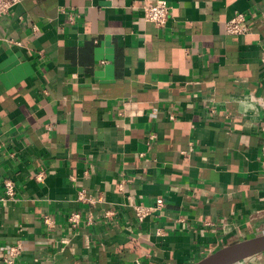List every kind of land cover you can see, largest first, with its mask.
<instances>
[{"label": "crops", "instance_id": "1", "mask_svg": "<svg viewBox=\"0 0 264 264\" xmlns=\"http://www.w3.org/2000/svg\"><path fill=\"white\" fill-rule=\"evenodd\" d=\"M157 1L0 17V264H197L264 236V0H163L162 27Z\"/></svg>", "mask_w": 264, "mask_h": 264}, {"label": "built area", "instance_id": "2", "mask_svg": "<svg viewBox=\"0 0 264 264\" xmlns=\"http://www.w3.org/2000/svg\"><path fill=\"white\" fill-rule=\"evenodd\" d=\"M19 0H0V17L8 13L12 7ZM144 17L146 21L155 23L157 26H164L168 20L171 7L166 3V1L158 0L155 3L144 5ZM226 29L230 34L242 35L250 31V25L248 22L247 15L243 12L236 13L233 17L226 21ZM264 151V149H263ZM6 194L12 196L14 193V186L12 180L8 179L5 181ZM81 199H85L84 191L79 195ZM157 205H164V199L160 198L157 200ZM137 216L142 220L148 213L152 211L151 207L144 205H137L135 207ZM70 221L76 226L80 221V215L75 213L70 217ZM20 246L12 247L10 249V255L12 257L16 256L20 252Z\"/></svg>", "mask_w": 264, "mask_h": 264}, {"label": "water", "instance_id": "3", "mask_svg": "<svg viewBox=\"0 0 264 264\" xmlns=\"http://www.w3.org/2000/svg\"><path fill=\"white\" fill-rule=\"evenodd\" d=\"M262 251H264V236L223 248L197 264H233Z\"/></svg>", "mask_w": 264, "mask_h": 264}]
</instances>
